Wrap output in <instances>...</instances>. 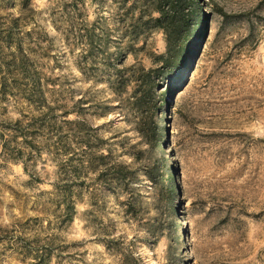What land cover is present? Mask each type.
Segmentation results:
<instances>
[{
  "label": "rangeland",
  "instance_id": "1",
  "mask_svg": "<svg viewBox=\"0 0 264 264\" xmlns=\"http://www.w3.org/2000/svg\"><path fill=\"white\" fill-rule=\"evenodd\" d=\"M123 1L0 0V264H264V0H192L169 68L154 62L166 52L157 14ZM6 32L22 38L43 101L20 95ZM119 59L159 68L161 91L170 85L154 155L168 200L142 172L128 195L65 169L75 116L64 112L81 97L109 106L84 117L100 140L137 139L106 82Z\"/></svg>",
  "mask_w": 264,
  "mask_h": 264
},
{
  "label": "trees",
  "instance_id": "2",
  "mask_svg": "<svg viewBox=\"0 0 264 264\" xmlns=\"http://www.w3.org/2000/svg\"><path fill=\"white\" fill-rule=\"evenodd\" d=\"M144 2L150 8L149 13L157 14L153 21L155 27L163 32L166 41L165 54L157 56L154 62L157 63L158 59L162 65L169 68L175 65L176 58L191 31L193 2L191 0L187 8L184 6V0H145ZM125 14L127 12H124ZM139 16L137 26L139 30L144 31L147 26L140 21L142 15ZM126 33L128 34L127 31L121 30V35ZM6 35L8 42L17 41L16 50L10 53L13 65L20 71L18 77H21L24 83V86L19 88L20 95L30 102L43 101L44 93L40 86H37L36 75L30 70V59L23 48L22 38H12L10 32H6ZM121 46L120 40L118 49ZM132 47L128 50L133 56L143 51L142 48L134 50ZM115 65L116 67L106 74V82L112 92L111 99H116V106L112 107L119 111L120 118L130 119L132 131L137 139L131 141L125 133L115 131L111 135L110 144L100 140L99 129L92 126L84 117L91 113L99 116L102 110L109 106L106 102L92 104L81 97L71 109L64 112L66 117L75 116L74 119L65 122L67 131V146L64 149L67 153L65 169L73 172V176L79 180L82 177L80 183L87 184L89 175L93 174L94 181L109 189L115 185L128 195L132 194L131 187L138 186L136 184L140 181L137 172H142L143 179L150 184L151 190L157 192L155 196L168 200L171 191L165 183L164 165L162 160L154 155L160 135L158 116L170 85L166 84L165 91H161L158 83L161 77L159 68L145 67L136 59L130 66H122L121 59ZM4 78L3 76L2 79ZM99 110L101 112H98ZM143 146L146 150L142 149ZM120 155L130 156L131 163L120 161ZM133 164H138L140 168L133 167ZM67 217L69 220L70 216Z\"/></svg>",
  "mask_w": 264,
  "mask_h": 264
}]
</instances>
